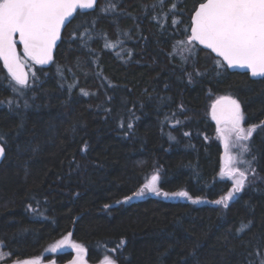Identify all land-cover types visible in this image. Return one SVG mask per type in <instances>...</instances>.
<instances>
[{"label": "trees", "instance_id": "trees-1", "mask_svg": "<svg viewBox=\"0 0 264 264\" xmlns=\"http://www.w3.org/2000/svg\"><path fill=\"white\" fill-rule=\"evenodd\" d=\"M205 1L165 0L161 7L157 0H101L73 19L51 65L22 58L30 84L24 96L0 60V245L7 262L40 258L69 233L92 264L106 256L116 264L264 261V79L220 67L194 43L193 54L177 45ZM109 3L115 10L101 11ZM228 96L241 105L242 126L258 127L243 159L255 175L225 209L214 201L234 179L224 176L211 110ZM153 175L159 195L145 188L142 198L125 201ZM180 192L189 195H173ZM74 256L66 250L56 259Z\"/></svg>", "mask_w": 264, "mask_h": 264}, {"label": "snow or ice", "instance_id": "snow-or-ice-1", "mask_svg": "<svg viewBox=\"0 0 264 264\" xmlns=\"http://www.w3.org/2000/svg\"><path fill=\"white\" fill-rule=\"evenodd\" d=\"M164 2L165 0H157L161 7ZM95 5L96 0H0V58L15 81V85L20 86L19 88L13 86L15 92L24 96L25 90L30 87L28 73L24 70L26 61L17 52V34L19 41L23 44L25 57L39 65L47 64L53 58V49L60 39L61 30L66 22L71 23L70 18L77 9L94 10ZM115 7V4L109 3L101 11H114ZM175 8L176 5L173 3L171 9ZM175 14L173 12V15ZM190 19V35L186 41L177 42V45L183 47V51L193 54V48L189 45L197 41L222 57L227 67L246 68L250 70L252 77H264V0H206L199 4ZM84 43L87 44V41ZM176 47L174 46L173 54L176 52ZM180 56L186 62L187 58L183 52ZM219 66L224 67L225 65L221 63ZM25 107H27L26 100ZM212 114L218 123L224 122L231 126L229 131L236 133L237 140L250 139L258 127L250 125L248 129H245L242 126L245 116L241 105L230 96L217 100L212 107ZM225 143L227 147V140ZM240 147L242 153L250 152L247 146L241 145ZM4 153V147L0 146V157H3ZM254 159L253 156L252 160ZM233 161L234 158L231 156L225 158L227 169L225 175L234 179V186L226 196L214 201L215 204L222 205L225 209L229 207V202L234 200V194L244 189L248 175H255L250 160L241 161L247 165L245 170L232 168ZM158 180L159 176L153 175L151 183L134 192L132 196L126 197L125 201L130 202L134 198H142L145 188L159 195L156 187ZM163 195L167 197L169 194L163 193ZM173 195L188 197L189 194L180 192ZM193 202L196 203L198 200ZM34 211L40 214L38 210ZM250 227V222L242 224L238 231L243 233ZM66 244L74 248L78 254V258L73 260L72 264H86V261L82 259L86 255V249L82 245L71 243V233L60 241L56 248ZM2 247L5 246L0 245V248ZM56 248H53V251ZM22 264H37V262L24 261ZM104 264H116V261L106 256ZM261 264H264V261Z\"/></svg>", "mask_w": 264, "mask_h": 264}, {"label": "rangeland", "instance_id": "rangeland-1", "mask_svg": "<svg viewBox=\"0 0 264 264\" xmlns=\"http://www.w3.org/2000/svg\"><path fill=\"white\" fill-rule=\"evenodd\" d=\"M26 64H28V62ZM219 99L220 98L216 99V101L219 100ZM230 127H231L230 125L224 123L221 126V130H223V132L221 130L219 131V134L221 135L222 143H223V146H224V168H223L224 171H223V173H224V176L226 178H229V179H231V177L225 175V172L227 171V169L225 168V158L227 156L233 157L234 161L231 164V167L232 168H239L241 170H245L247 166L244 165V163H242L241 161H243V159L245 158L247 153H242L240 146L241 145L247 146L246 142L248 141V140H237L236 133L232 132V131H229ZM226 140H227V147H226V143H225ZM246 182H247V180H246ZM58 244H59V242L55 243V244H51L50 246H48L44 250V252L42 253V256L40 258H33V259L29 260V261H36L37 263L43 264L45 257L46 258H50L51 261H57L56 255L59 254V253L64 252L63 251L64 248H65V250H72L73 254L75 256H78V254H77V252H76V250L74 248L68 246L67 244L66 245H62L59 248H56V246ZM53 248H56V250L53 251ZM9 258H10V256L3 250V247L0 248V264H22V262H11V261L7 262V260H9ZM51 261H48V262H51Z\"/></svg>", "mask_w": 264, "mask_h": 264}, {"label": "water", "instance_id": "water-1", "mask_svg": "<svg viewBox=\"0 0 264 264\" xmlns=\"http://www.w3.org/2000/svg\"><path fill=\"white\" fill-rule=\"evenodd\" d=\"M100 1H101V0H96V5H95L94 10H80V9H77L76 13L73 14V17L70 18V19H71V23H72L73 19H74L79 13L86 14V13H91V12L96 11L97 8H98V5H99V2H100ZM205 2H206V1H205ZM197 8H198V7H197ZM194 13H195V12H194ZM193 15H194V14H193ZM71 23H67V22H66L65 27L62 28L60 39L56 42V47L53 49V53H52L53 58H52V60H51L49 63H47V64H44V65H39V64H37V65H39V66H44V67H45V66H49V65H51V64L53 63V61H54V59H55V56H56V53H57V50H58V48H59V46H60V44H61V42H62V40H63V35H64L66 29L68 28V26H69ZM16 40H17V52L19 53V55H20L21 58H22V55L24 54V52H23V44L19 41V36H18V34H17ZM192 43L196 44L197 46H199V47L202 48L203 50L208 51V52H210L211 54H213L216 58L220 59V60L223 62V64L227 67L226 62L223 61V58H222V57H219V56H218L216 53H214L211 49H208L205 45H201V44H199V42H197V41H193ZM0 60H1V62L3 63V65H4V62H3L2 58H0ZM34 63H35V62H34ZM35 64H36V63H35ZM5 68H6V67H5ZM6 69H7V68H6ZM227 69H228L230 72H238V73H243V74H249V76H250V78H251L252 80H263V79H264V77H260V76L252 77V76H251V72H250V70H248V69H246V68H240V67H227ZM24 70H25L26 73H28V76H29L28 67H27L26 63H25V69H24ZM7 71H8V70H7ZM9 74H10V73H9ZM10 75H11V74H10ZM215 103H216V102H215ZM212 107H213V106H212ZM211 115H212V118H213L212 110H211ZM213 120H214V122H215V124H216L218 130L220 131V130H221V126L224 124V122H220V123H218L217 120L214 119V118H213ZM0 146H3V147H4V145H3L1 142H0ZM4 149H5V147H4ZM5 157H6V149H5L4 156H3V157H0V166H1V164L3 163ZM63 251H66L65 248L63 249ZM77 258H78V256H74L73 259H71L70 261H68V262H66V263H59V262H57V261H51V262H47V263H43V264H72V261H73V260H76ZM82 259H83L84 261H86V264H92V263L89 262V260H88V258H87V251H86V255L83 256ZM37 264H40V263H37ZM97 264H104V263H97Z\"/></svg>", "mask_w": 264, "mask_h": 264}, {"label": "flooded vegetation", "instance_id": "flooded-vegetation-1", "mask_svg": "<svg viewBox=\"0 0 264 264\" xmlns=\"http://www.w3.org/2000/svg\"><path fill=\"white\" fill-rule=\"evenodd\" d=\"M24 57H25V55L23 54V55H22V58H24Z\"/></svg>", "mask_w": 264, "mask_h": 264}, {"label": "bare ground", "instance_id": "bare-ground-1", "mask_svg": "<svg viewBox=\"0 0 264 264\" xmlns=\"http://www.w3.org/2000/svg\"><path fill=\"white\" fill-rule=\"evenodd\" d=\"M73 259V258H72Z\"/></svg>", "mask_w": 264, "mask_h": 264}]
</instances>
